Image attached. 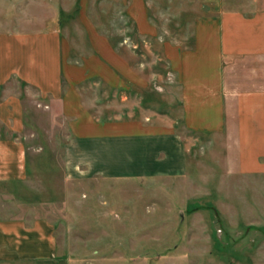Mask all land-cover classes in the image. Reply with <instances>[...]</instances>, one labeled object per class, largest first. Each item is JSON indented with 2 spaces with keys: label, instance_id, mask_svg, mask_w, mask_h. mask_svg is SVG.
<instances>
[{
  "label": "rangeland",
  "instance_id": "rangeland-1",
  "mask_svg": "<svg viewBox=\"0 0 264 264\" xmlns=\"http://www.w3.org/2000/svg\"><path fill=\"white\" fill-rule=\"evenodd\" d=\"M62 1L60 31L70 63L78 70H119L123 61L135 84L114 87L112 75L104 83L75 74L79 82L71 86L65 78L55 103L16 81L0 86V99L22 98L24 127L17 140L28 168L24 182L0 183V220L47 221L56 244L52 260L15 264H264V175L235 170L222 138L184 126L180 83L161 44L136 35L118 0ZM182 1L147 3L159 37L186 45V25L198 17L199 7ZM108 45L111 56L103 58ZM244 72L237 78L245 79ZM85 115L154 131L156 122L174 121L186 148L184 175L68 179L64 147L74 119Z\"/></svg>",
  "mask_w": 264,
  "mask_h": 264
},
{
  "label": "crops",
  "instance_id": "crops-1",
  "mask_svg": "<svg viewBox=\"0 0 264 264\" xmlns=\"http://www.w3.org/2000/svg\"><path fill=\"white\" fill-rule=\"evenodd\" d=\"M193 1L198 2V17L186 25L191 30L184 37L186 45L159 37L147 0L118 4L133 21L138 37L150 42L157 38L161 44L180 83L184 126L222 138L235 170L264 175V0ZM62 2L0 0V86L16 81L55 103L63 96L65 78L71 86L79 82L75 74L103 82H110L112 75L114 87L135 84L123 61L119 70H78L70 63V48L64 47L60 31L66 11ZM92 41L96 45V38ZM101 51V57L111 56L109 45ZM242 70L248 72L245 79L237 78ZM23 124L21 96L0 99V183L19 184L27 178L26 150L17 140ZM156 126L154 131L144 124L76 117L64 147L66 177L75 181L182 177L186 148L174 121ZM53 232L47 221L1 219L0 264L54 259Z\"/></svg>",
  "mask_w": 264,
  "mask_h": 264
}]
</instances>
